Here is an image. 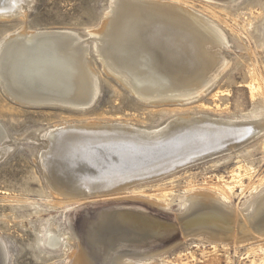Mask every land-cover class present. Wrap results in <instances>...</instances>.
I'll use <instances>...</instances> for the list:
<instances>
[{"label":"bare ground","instance_id":"obj_1","mask_svg":"<svg viewBox=\"0 0 264 264\" xmlns=\"http://www.w3.org/2000/svg\"><path fill=\"white\" fill-rule=\"evenodd\" d=\"M34 2L0 0V22L26 20V13ZM110 2L102 28L86 37L70 30L24 29L5 38L0 43V87L4 94L22 106L71 111L91 109L100 94L98 75L90 64L92 40L105 72L147 105L189 104L187 100L199 98L222 76L226 63L222 46L227 39L215 24L174 3ZM263 119L176 116L158 129H144L124 122L65 123L44 133L42 138L48 147L40 151L38 158L56 204L65 206L64 209L87 202L126 201L124 192L136 183L165 176L245 145L263 133ZM7 139L0 123V161L9 151L5 145ZM120 145L132 152H146L145 161L139 168L126 173L107 172L99 180L91 173L70 170L73 163H81L84 157L86 160L89 153L103 152L107 148L111 151ZM165 150L169 154L175 152L168 161L157 157ZM67 169L76 180L71 179ZM185 203L182 209L179 208V216L174 217L176 222L173 224L148 213L151 215L139 214L148 223L143 221L138 225L135 220L134 224L125 223L126 216H123L124 223L116 227L118 222L116 225L109 220L115 214L109 215L114 208H103L82 240L71 228L68 218L66 224L73 234L66 240L74 246V264H95L91 253H103L104 249L106 255L109 250L118 254L111 259L109 256L103 258L104 264H139L145 258V262H153L160 252L174 249L178 240L185 243L188 239L195 244L207 239L213 244L211 255H205L204 250L202 253L208 260L202 263L193 260L196 264H223L222 249L233 250L235 256L244 257L248 264H264V194L249 205L247 203L245 209L223 206L208 192L195 193ZM61 221L63 218L57 220L58 230ZM175 233L180 236L172 239L176 243L163 250L159 248L160 251L154 249L148 254L133 256L138 253L133 248L130 252L122 249V242L131 238L141 243H137L138 246H146L154 237ZM88 237L90 245L96 247L95 251L90 252ZM99 237H107L102 242L104 249L99 244ZM62 239L61 233L51 235L47 243L51 249L58 250L64 246ZM194 254H188V262L176 261V264H191ZM127 255L131 257L124 259ZM0 260L6 264L7 251L1 237Z\"/></svg>","mask_w":264,"mask_h":264},{"label":"rangeland","instance_id":"obj_2","mask_svg":"<svg viewBox=\"0 0 264 264\" xmlns=\"http://www.w3.org/2000/svg\"><path fill=\"white\" fill-rule=\"evenodd\" d=\"M110 1L112 0H35L26 13V20L0 22V43L24 29L70 30L86 37L90 32L102 28L110 10ZM147 1L180 5L215 24L227 39L225 46H222L226 61L222 76L212 89L202 93L199 98L187 100L189 104L147 105L105 72L92 40L90 64L97 72L100 94L91 109L71 111L22 106L5 95L0 87V123L7 133L5 145L9 150L0 161V237L7 251L6 264H74V246L66 240L73 233L68 230L66 220L69 218L71 228L82 240L83 234H88L90 223H94L98 214L106 208L110 209V206L114 209L109 215L115 214L109 220L110 223L116 222V225L118 222L116 227L124 223L125 216V223L134 224V220L138 225H142L143 221L148 223L141 216L148 213L173 224L176 222L175 216H179L178 212L185 206L188 198L198 192L211 193L223 206L233 209H245L247 203L249 205L264 194V0ZM187 115L228 120L260 118L263 119V133L257 134L258 136L239 148L189 164L165 176L134 184L124 192V197L130 200L104 203L97 201L96 204L87 202L73 209H64L65 206L56 204L38 158L40 151L48 147V143L42 138L48 129L74 122H124L144 129H158L176 116ZM118 147L111 151L107 148L103 152L89 153L86 160L84 157L81 163H73L70 170L91 173L99 180L107 172L133 171L145 161L143 159L146 158V152H132L122 145ZM165 151L157 157L168 161L175 152L169 154L168 150ZM106 155L108 156L105 157ZM70 170L67 169V172L71 179L76 180ZM151 202L155 204L152 206ZM62 218L58 230L57 220ZM59 233L63 235L64 246L53 250L47 243L48 238ZM174 235L154 237L151 239L153 244H145L147 247L138 246L141 243L136 238H131L122 242V249L130 252L129 249L133 248L134 252H138L133 256L148 254L159 248L163 250L176 243L173 238H180L179 233ZM106 238H98L102 249L105 248L102 242ZM189 240L185 243L178 240L179 244L171 251L168 249L160 252L158 257L154 256L156 260L153 259V262H145V258L139 264H176V261L186 263L187 257L194 253L195 258H191V264H196L193 260L206 262L208 259H204L202 253L204 250L205 255H211L212 242L204 239L201 244H195ZM87 241L90 252L95 251L96 247L90 245L89 237ZM111 251L106 255L104 249L103 253H91V257L95 264H104L103 258L109 256L111 259L118 255L114 250ZM220 256L223 264H248L244 257L235 256L233 250L227 252L222 249ZM128 257L131 256L127 255L124 259Z\"/></svg>","mask_w":264,"mask_h":264}]
</instances>
